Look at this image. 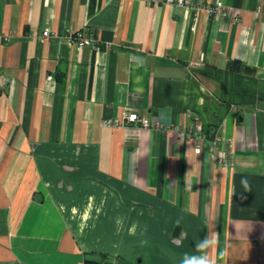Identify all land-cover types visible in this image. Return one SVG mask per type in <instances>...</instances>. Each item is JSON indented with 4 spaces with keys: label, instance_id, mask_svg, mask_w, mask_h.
<instances>
[{
    "label": "crops",
    "instance_id": "1",
    "mask_svg": "<svg viewBox=\"0 0 264 264\" xmlns=\"http://www.w3.org/2000/svg\"><path fill=\"white\" fill-rule=\"evenodd\" d=\"M192 1L0 0V264H264V0Z\"/></svg>",
    "mask_w": 264,
    "mask_h": 264
},
{
    "label": "built area",
    "instance_id": "2",
    "mask_svg": "<svg viewBox=\"0 0 264 264\" xmlns=\"http://www.w3.org/2000/svg\"><path fill=\"white\" fill-rule=\"evenodd\" d=\"M148 1L159 2V0ZM163 2L167 4H176L179 6H188L193 9H197V11L204 10L207 14H213L219 18H224L227 16V10L219 4L207 5L198 2H193L192 0H163ZM234 20H236V18H234ZM50 34L51 32L48 29H44L41 32V35L46 37ZM67 35L78 47H95L97 45L96 43L98 42V40L93 36L92 32L82 33L69 31ZM4 82H8V78H5ZM103 123L116 127H126L130 124H138L139 126L150 128H158L160 126V122L158 120H150L144 116H140L135 111L122 112V114H119L114 118H108L103 120ZM192 130L197 136H199L202 130L201 124L198 122L194 123L192 126ZM230 142L231 141L225 140L223 137L217 135L212 138V156L219 164L225 165L228 163L229 159L232 160L234 158L233 153H227L226 151V145H230Z\"/></svg>",
    "mask_w": 264,
    "mask_h": 264
},
{
    "label": "clouds",
    "instance_id": "3",
    "mask_svg": "<svg viewBox=\"0 0 264 264\" xmlns=\"http://www.w3.org/2000/svg\"><path fill=\"white\" fill-rule=\"evenodd\" d=\"M244 183V186L247 188L248 184L246 181H242ZM94 208V198L90 199L89 204L85 208L84 213L81 216V219L83 221L81 225V231L83 230V227L87 226V220L92 218V212ZM102 211V204L100 206L95 207V212L96 215L99 216L100 212ZM72 216L75 218L78 214V209L73 207L71 209ZM117 224V231H122L124 228V220L123 218H117L116 220ZM130 235H135L136 230L135 227H132L129 230ZM213 238L205 237L202 240H200L198 243L195 245V249L197 253L200 254H190V253H184L181 257L180 264H213V260L209 257L207 254L206 250L211 248L213 246Z\"/></svg>",
    "mask_w": 264,
    "mask_h": 264
},
{
    "label": "trees",
    "instance_id": "4",
    "mask_svg": "<svg viewBox=\"0 0 264 264\" xmlns=\"http://www.w3.org/2000/svg\"><path fill=\"white\" fill-rule=\"evenodd\" d=\"M238 61H236V60H234V61H232V62H230V67H239V65H238ZM84 264H102L101 262H98V261H93V260H89V259H86L85 261H84Z\"/></svg>",
    "mask_w": 264,
    "mask_h": 264
}]
</instances>
